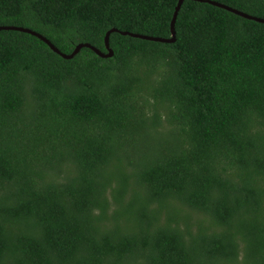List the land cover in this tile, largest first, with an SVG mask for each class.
I'll return each mask as SVG.
<instances>
[{
	"label": "trees",
	"instance_id": "16d2710c",
	"mask_svg": "<svg viewBox=\"0 0 264 264\" xmlns=\"http://www.w3.org/2000/svg\"><path fill=\"white\" fill-rule=\"evenodd\" d=\"M179 1L0 0L117 29L0 30V264H264V23Z\"/></svg>",
	"mask_w": 264,
	"mask_h": 264
},
{
	"label": "water",
	"instance_id": "95a60500",
	"mask_svg": "<svg viewBox=\"0 0 264 264\" xmlns=\"http://www.w3.org/2000/svg\"><path fill=\"white\" fill-rule=\"evenodd\" d=\"M198 1L208 2V3L214 4V5L220 6V7H224L226 9H228V10L234 12V13H237L239 15H242V16H244L246 18L253 19V20H256V21L264 23V18L250 15L248 13H245V12H242L240 10L234 9V8L228 6V5L219 3L217 1H214V0H198ZM183 2H184V0H180L179 1V4H178L177 9H176L175 14H174V18H173V21H172V34H173L172 38H162V37L148 36V35H142V34H136V33H127V32H124V34H130L132 36H137V37H141V38L152 40V41L175 42L176 39H177V35H176V20H177V17H178V13H179L182 5H183ZM2 29H14V30H19V31H24V32H29V33L36 34L40 38L45 40L56 52L60 53L65 58H73V57H75V55H77L84 46L92 47L99 55H101L103 57H112L114 55V50H113V48L111 47V44H110V35H111V32L117 30V29H112L111 31H109L107 33V36H106L107 52H104V51H102L100 49H97V48L91 46L90 44H80V45L77 46V48L72 53L66 54V53H63L59 48H57L46 37L34 32L33 30H31L29 28L20 27V26H0V30H2Z\"/></svg>",
	"mask_w": 264,
	"mask_h": 264
}]
</instances>
